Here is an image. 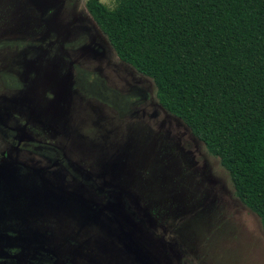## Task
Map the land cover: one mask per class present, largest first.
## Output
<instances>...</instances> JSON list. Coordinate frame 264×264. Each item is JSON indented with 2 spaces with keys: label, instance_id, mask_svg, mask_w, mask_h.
<instances>
[{
  "label": "rangeland",
  "instance_id": "obj_1",
  "mask_svg": "<svg viewBox=\"0 0 264 264\" xmlns=\"http://www.w3.org/2000/svg\"><path fill=\"white\" fill-rule=\"evenodd\" d=\"M86 1L0 0V264H264L228 172Z\"/></svg>",
  "mask_w": 264,
  "mask_h": 264
},
{
  "label": "trees",
  "instance_id": "obj_2",
  "mask_svg": "<svg viewBox=\"0 0 264 264\" xmlns=\"http://www.w3.org/2000/svg\"><path fill=\"white\" fill-rule=\"evenodd\" d=\"M85 8L160 107L228 172L264 231V0H114Z\"/></svg>",
  "mask_w": 264,
  "mask_h": 264
},
{
  "label": "flooded vegetation",
  "instance_id": "obj_3",
  "mask_svg": "<svg viewBox=\"0 0 264 264\" xmlns=\"http://www.w3.org/2000/svg\"><path fill=\"white\" fill-rule=\"evenodd\" d=\"M55 9H57V11H56V13H54L53 12V10H55ZM59 9H60V7L59 8H57L56 6H53V7H51V9H49V12H45L44 14H46L47 15V18L45 17V19L44 20H46L47 21V27H48V29H47V33H49V32H52L53 33V31L54 30H56V28H57V23H56V21H55V18L57 17V15H58V11H59ZM46 10H47V8H46ZM55 25H56V28H55ZM66 27L65 28H63V30H61V28L60 27H58V30H61L60 31V34H61V38H62V36H64V35H66V34H70V29H71V27H72V23H69V24H67V25H65ZM57 31V30H56ZM83 31V30H82ZM79 35L81 36V33H79ZM79 35H77V37H75L74 38V40H76V41H79V38H80V36ZM97 46V47H96ZM95 47H96V49L94 50V56H96V54H100V49H99V46L96 44L95 45ZM94 47V48H95ZM44 48H48L47 50L46 49H44L43 51L46 53V54H48V61H50V63H52L53 64V66L54 65H58L59 63H57V57H60V60L62 59L63 60V54H65L64 52H61L60 54L58 53V54H53V53H51L50 52V49H49V46L48 45H46V47H44ZM90 50H92V49H90ZM57 63V64H56ZM53 70H55V67H53ZM67 77H70V74H68L67 75ZM142 99H144L145 97L144 96H142L141 97ZM19 144H17V146H18Z\"/></svg>",
  "mask_w": 264,
  "mask_h": 264
}]
</instances>
